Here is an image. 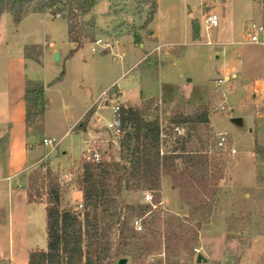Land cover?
Returning a JSON list of instances; mask_svg holds the SVG:
<instances>
[{"label": "rangeland", "instance_id": "obj_1", "mask_svg": "<svg viewBox=\"0 0 264 264\" xmlns=\"http://www.w3.org/2000/svg\"><path fill=\"white\" fill-rule=\"evenodd\" d=\"M130 1L133 4L129 0H101L96 5L93 15L96 25L103 28L97 27L95 41L86 40L85 43L88 45L83 46L72 56H69L72 46L68 44V26L64 14L54 16L50 10L44 13L51 15L54 19L62 20L50 21L51 23L48 25H38L36 22L30 21L21 30L20 37L14 40L15 42L10 48L0 44V123L2 122V124H5L8 117L9 97L7 94L9 88H15L17 75L23 69L21 65L24 64L23 57L19 56L21 43L35 41L45 51L48 50L49 56L54 49H59L57 53L63 54V57L59 62H55L54 55L52 64L59 67L61 72L65 71L67 77L63 91L50 93L52 105L44 121L51 138L56 137L55 148L43 145L45 137L43 133L39 134V131H43V122L36 121L29 131L33 136H27L23 132L24 116L21 113L18 114L17 111L13 115L14 131L10 147L11 159L14 160V164L7 162L8 149L5 146L8 144V139H0V175L1 177L12 176L9 182L15 184L13 198L15 209L13 212L7 213L2 212L8 208L6 183L4 186L0 184V264H27L32 251L47 248L46 204L41 201L47 200L48 192L54 183L60 186L61 208L83 212V199L78 205L80 200L79 183L83 175V162L91 154L92 147L101 154L102 160L124 162L126 154L120 149L122 134L120 137L116 136L107 126L113 121V108L121 105L140 107L150 113L152 119L159 117L169 144L168 147H164V151L172 150L175 146L174 142H177L179 137L182 139L181 141L185 140L186 135L183 134L190 131L191 142L188 144L190 148L200 149L201 141L204 144L210 143V149L213 148L212 154H214L215 160L210 162L211 174L215 171L214 165L217 163H220V167L224 168V178L219 183L218 194L215 198L214 219L210 221L209 225L202 227L198 243L193 249L182 245L183 250H180L176 256H171L169 262L172 264H197V255L202 254L208 259V262L203 264H212L213 262L264 264V197L257 198L253 190L242 186L237 181V176L245 174L239 166V158L246 157L247 153H250L254 142L252 143L248 136L250 134L247 131L248 120L246 118L239 123L232 122L233 117L240 118L243 115L235 107L230 97L225 99L226 91L235 88L234 80L230 77V79L228 78L230 83L218 86L217 82L224 78H215L202 85H194L205 81L208 77L214 78L218 74L214 65V55L218 54V47L213 46L215 44L212 46L206 44L207 35L201 29V17L192 20L195 45L186 46L184 55L178 47L160 48L156 46L144 32L148 27H143L148 18V6L142 7L139 11L136 1ZM38 2L39 0H34L29 8H34ZM183 2L184 0H158L160 19L165 20L169 10L176 16H182ZM212 10V6L206 8L205 5L202 13ZM132 17L134 20L131 19ZM89 18L90 16L87 20ZM164 22L166 23V21ZM126 35L133 37L121 40L120 48L121 54H123L121 57L117 55L116 49L103 53L99 51V45H95L96 41L102 40L103 45L112 47V43L116 39ZM135 36H139V40H136ZM4 37L3 32L2 39ZM132 38H134L135 44ZM177 39L182 41L183 35ZM211 39L214 43L216 42L217 32L211 34ZM240 39L245 41V35ZM142 44H146L147 47L140 48ZM90 45L96 46V52ZM26 55L39 61L41 49L30 48ZM116 55L118 59L114 60ZM181 56L183 57L181 58ZM223 57L232 60L234 53L228 51L223 54ZM138 61L140 62L137 67L125 74ZM167 62L174 63L166 66ZM188 80L192 82H188ZM180 82H184L183 85H173H179ZM234 88L233 95L238 98V103H240L244 92L240 89L235 92ZM103 92L106 95H103L101 101L89 110L92 116L86 131L96 113H99L97 116L99 121H96L99 125L93 128V137L86 138L85 145L77 136L72 135L62 139L68 127L80 118L84 109L88 107L87 105L99 99ZM121 92L125 100L129 101L128 103H122L124 99L121 97ZM159 93H161L160 96H158ZM224 99L228 107L234 108V112H230V114L216 112L215 109ZM63 103L68 105L67 109L63 108ZM205 111L208 113L209 119L215 116L213 123L221 133L230 134L228 135L231 147L239 152L238 155L215 147L218 134L213 131L210 124L208 129L202 126L197 127L192 123L186 124L182 135L170 125L174 117H192ZM85 119L84 117L80 123ZM80 123L74 129L75 133H81L77 131ZM6 127V124L5 126L0 124V137H4V128L6 132L9 131ZM60 149L69 151L70 156L65 157L66 163H56L55 161L54 165H51L53 160L64 158ZM255 152H259L261 160L264 161V147L257 146ZM177 164L179 168L183 167L181 161H178ZM163 179L171 184V189L174 192L167 193L165 197L161 194L160 201L163 205L158 209H152V211L160 214L162 220H168L175 224L172 218H187L190 213L189 207L183 203L179 190L173 188L171 177L164 175L162 181ZM29 189L35 195L36 202L31 203L34 204L33 209L30 207V210L27 211L26 200L29 201ZM24 190H26V196L22 193ZM148 192L123 191L122 197L118 199L120 210L122 208V217H128L131 212L123 208L121 202L133 207L146 204L145 194ZM152 194L155 200L157 196ZM27 214H29L30 223L27 222ZM137 219H141L143 226L142 231L137 232L143 233L146 217ZM191 223L193 226L197 224L196 221H191ZM4 224L7 226L6 233L3 230ZM184 225L188 226L189 224L184 223ZM165 231L166 229L162 226L161 235L148 240L154 243L155 251L151 254L139 252V255L128 258V264H158L160 262L168 264L164 251ZM184 235L188 239L192 238L193 234L187 232ZM111 240L114 248L117 249L118 226L112 231ZM145 241L144 239L138 240L137 248L143 247ZM196 250L199 252L197 253ZM141 256L144 258H140ZM119 260L120 258L111 262L118 264Z\"/></svg>", "mask_w": 264, "mask_h": 264}, {"label": "trees", "instance_id": "obj_2", "mask_svg": "<svg viewBox=\"0 0 264 264\" xmlns=\"http://www.w3.org/2000/svg\"><path fill=\"white\" fill-rule=\"evenodd\" d=\"M100 1L39 0L30 9L34 0H0V18L4 13H10L15 23H19L29 13H44L47 10L54 16L63 13L68 26L69 42L74 45L69 52V56H72L83 48L86 40L95 41L97 25L93 11ZM134 1L139 11L148 6V18L143 26L145 28L157 13V0ZM135 38L139 40V36ZM64 76L65 71H62L49 86L62 82ZM45 89L46 86L41 82H27L25 103L29 129L36 121L44 122L49 105ZM119 109L122 132L120 149L126 154L124 162L101 160L100 163H95L85 159L79 183L83 195V212L63 210L60 186L53 184L47 200L41 201L46 204L47 248L32 251L27 264H112L111 261L115 259H128L139 255V252L151 254L155 251V245L148 240L161 235L162 226L166 229L164 251L168 264H172L169 262L171 256H176L183 250L182 245L191 249L197 245L200 230L211 221L219 183L224 178V168L220 167V163L214 165L215 171L211 174L210 162L215 160L213 148L210 149V143L204 144L203 141L200 149L190 148L188 144L191 142V134L188 131L183 134L186 135L185 140L181 141L179 137L172 150L164 151V147L169 144L159 117L152 119V115L140 107L121 105ZM91 116L89 111L85 115V121L80 123L78 132L86 131ZM189 123L208 129L209 115L205 111L192 117H174L170 125L182 135L185 125ZM40 133L43 131H39ZM5 148L8 149V144ZM178 161H181L182 168L178 167ZM164 175L171 177L173 188L179 190L183 203L189 207V216L172 218L174 224L162 220L160 214L152 211L151 205L140 204L133 207L121 202V206L131 212L128 217H122L118 199L122 197L123 191L152 192L157 196L155 203H158ZM34 198L35 195L29 189V202H36ZM141 217H146L144 232L138 233L134 222ZM191 221H196V226ZM184 223L189 225L185 226ZM116 226L117 249L111 240V233ZM187 232L193 234L192 238H185L184 234ZM140 239L146 241L143 247L137 248V241Z\"/></svg>", "mask_w": 264, "mask_h": 264}, {"label": "crops", "instance_id": "obj_3", "mask_svg": "<svg viewBox=\"0 0 264 264\" xmlns=\"http://www.w3.org/2000/svg\"><path fill=\"white\" fill-rule=\"evenodd\" d=\"M259 1L260 0H184L181 7L182 16L184 15V17L176 16L174 15V12L170 13L169 10L166 19L162 20L159 17L160 9L157 0V8H158L157 13L154 16L153 21L148 25L147 30H144V32L148 34L149 39H152L156 46L160 48L178 47L180 50L183 51V55H184V48H186V46H189L190 44L195 45V43L193 42L192 20H194L195 18L202 17L204 6L206 5V8L212 6L213 7L212 11L219 15L221 24L219 29L216 31L217 40L215 42V45H213L218 47L217 48L218 54L214 55V65L216 68V72L218 74L215 75L214 78L208 77L205 81L194 85H202L206 83L208 80L215 78L230 79V77H232L234 80L235 88L234 87L233 88L235 89V92L236 91L238 92V89L244 92L242 96V100L239 101L240 103H238V98L233 95L234 93L233 88L226 91L225 99L226 97L227 98L230 97L232 102H234L235 107L238 108L241 114H243L240 118L233 117V120L240 119V122H242L245 118L246 120H248L247 131L250 134L248 136L251 138L252 143L253 142L254 143L251 147L250 153H247L248 155H246V157L239 158L240 159L239 166L243 169L245 174L243 176H237L238 177L237 181L241 183L242 186L249 187L251 190H253L257 198L264 197L263 196L264 195V161L261 160L259 154L255 152L257 146L264 147V45H254L249 43L245 34V30L250 21L251 16L255 11L256 4ZM129 2L132 3L130 0ZM117 17L121 18L119 16ZM131 19L134 20L133 17ZM56 20H62V19H54L51 15L46 13H29L25 15L19 23H15L14 18L10 13H4L0 18V44L2 43L6 47L10 48L13 42H15L14 40L20 37L21 30L30 21H34L38 25L40 24L48 25L49 23H51L50 21H56ZM164 21H166V23ZM97 27L99 29L103 28L98 25ZM3 32L5 35L4 39H2ZM182 35L184 39L182 41L181 39L178 40L177 38ZM244 35H245V41H242L240 38H242ZM130 37L133 36L126 35L125 37L122 38L119 37L118 39L115 40L114 43H112L113 46L111 47V49H107L106 47H104L102 40L99 46L96 44L95 45L98 46L99 51L103 53L107 52L108 50L112 51L116 49V52L118 53L117 55L121 57L123 56V54H121V48H120L121 40L128 39ZM132 41L135 44L134 38H132ZM68 44L69 46H72V48L74 47L73 44L69 42V38H68ZM86 45L88 44L85 43L84 46ZM90 46H92L93 49L97 50L96 46L95 47L93 45ZM146 47H147L146 44H142L140 48H146ZM30 48L41 49V57L39 61H36L35 58L26 55L27 50ZM19 50H20L19 56H22L24 61L23 62L24 64H21L23 66V69L19 71L17 75V83L15 88L13 87L9 88L7 94L9 97L8 99L9 103L7 108L8 117L5 121V124L7 125L6 128L9 131L6 132L4 128L3 129L4 137H0V139L2 138L8 139L7 162L11 164H14L13 162L14 160L11 159L12 156L10 153V147H11V137L14 131L13 115L15 114L16 111L18 114L21 113L24 116L25 126L23 128V132L26 133L27 136H33L30 134L29 132L30 129L27 127V123H26L27 107L25 103V89L27 82L28 81L41 82L46 86L45 98L48 100L49 105L45 112L44 121L46 120L52 105L51 103L52 98L50 93L53 91H63L67 83L66 80L67 77L65 75L62 82L53 86H49V84L61 74L60 68L52 64L53 62L52 58L58 52L59 49H54L49 56L48 50L45 51L43 47L40 46V44L36 43L35 41H31V42L26 41L20 44ZM228 51L234 53V59L232 60L229 58L225 59L223 57V54ZM117 55L114 56L113 58L114 60L118 59ZM62 57L63 54H60V59H62ZM182 57L183 56H181V58ZM139 62L140 61L134 64L131 69L125 72V74H127L130 70H134L139 64ZM172 63L167 62L165 64L166 66H170ZM183 83L184 82H180L179 85L177 84H173V85L181 86L183 85ZM104 94L105 92H103L102 96H100L99 99L87 105L88 107L84 109L80 118L76 120L73 123V125L68 127V130L63 135L62 139L66 137H71L73 135L80 137L81 142L84 144V142H86L85 141L86 138L93 137L94 134L93 128L99 125L98 123H96V121H99V119H97L99 113H96V116L90 122L89 124L90 126L88 127L87 131L81 133H75L74 129L82 121V119L85 117L87 112L93 106L97 105L101 101V98L103 97ZM160 94L161 93H159L158 96H160ZM121 97L124 99L122 103L129 102L125 100L123 93ZM146 98H152V97H146ZM63 108L67 109L68 105L66 103H63ZM229 109L232 112L235 111L234 108L232 107H229ZM214 117L210 118V127L213 129L215 133L220 134L221 132L213 123ZM43 123H44L43 136L45 137V139L53 138L55 140L56 137L51 138V136L48 133V128L46 126V123L45 122ZM0 124L1 126H5V124L4 123L2 124V122ZM225 134H229V133L225 132ZM60 150L63 152L64 158L53 160L51 162V165H54L55 161L56 163L59 162L66 163L65 157L70 156V153L69 151H66L64 149H60ZM236 154L238 155L239 152L237 151ZM11 178L12 176L1 177L0 175V184H3L4 186V184L6 183L5 191L8 195V205H7L8 208H5L4 211H2L4 213H7L9 211L13 212L15 209L13 203L15 184L9 182ZM169 192H174L171 189V184L166 179H163L161 194L163 197H165L167 193L169 194ZM22 193L25 196L27 194L26 190H24ZM79 199L80 200L78 202V205H80L83 199V195L81 191L79 192ZM26 205H27V211L30 210V207H32L33 209L34 204L29 203V201L27 200H26ZM214 217L215 215L212 216L211 220H213ZM27 222L30 223L29 214H27ZM6 228L7 226L4 224L3 227L4 233H6L5 232Z\"/></svg>", "mask_w": 264, "mask_h": 264}, {"label": "built area", "instance_id": "obj_4", "mask_svg": "<svg viewBox=\"0 0 264 264\" xmlns=\"http://www.w3.org/2000/svg\"><path fill=\"white\" fill-rule=\"evenodd\" d=\"M220 24H221L220 17L215 12L207 11L202 13L200 25H201V29L207 35V41H206L207 45L211 46L215 44L211 39V34L219 29ZM245 34L249 43L254 45H264V0H260L256 4L255 11L251 16L250 21L246 27ZM101 42H102L101 40H98L96 45H99ZM104 46L107 48H111L110 45H104ZM93 51L95 52L96 50L93 49ZM226 82L230 83V80L228 79L220 80L218 81V86ZM104 95H106V93ZM215 110L219 114L221 113L230 114V112H232L229 109L225 99L221 101V103ZM107 126L116 136L118 137L121 136L122 132H121L119 106L113 108V121ZM43 145L45 147L55 148L56 141L54 139H44ZM216 148L231 153L233 155H235L237 152L236 149L231 147L229 135L225 133H220L217 135ZM90 152L91 154L88 157H86V159L92 160L95 163H100L102 160L101 154L94 147H92V150H90ZM145 203L151 205L153 209H158V207L163 205L162 201L155 203L153 194L150 192L145 194ZM134 226L136 231H142L143 226L141 219H136L134 222ZM196 252L198 253L199 250H196ZM212 264H220V263L213 262Z\"/></svg>", "mask_w": 264, "mask_h": 264}, {"label": "water", "instance_id": "obj_5", "mask_svg": "<svg viewBox=\"0 0 264 264\" xmlns=\"http://www.w3.org/2000/svg\"><path fill=\"white\" fill-rule=\"evenodd\" d=\"M54 60H55V62L60 61V54L59 53L55 54ZM188 81L190 82L191 80H188ZM239 122H240V119L233 120V123H239ZM128 261L129 260L127 258H121L118 261V264H128ZM196 262H197V264L207 263V259L202 254H198Z\"/></svg>", "mask_w": 264, "mask_h": 264}]
</instances>
